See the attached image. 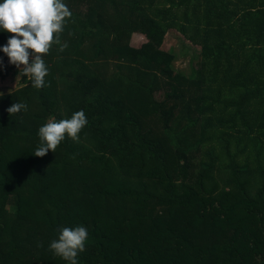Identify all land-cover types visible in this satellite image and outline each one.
<instances>
[{
	"label": "trees",
	"instance_id": "trees-1",
	"mask_svg": "<svg viewBox=\"0 0 264 264\" xmlns=\"http://www.w3.org/2000/svg\"><path fill=\"white\" fill-rule=\"evenodd\" d=\"M64 3L46 86L0 95V264H66L48 244L76 225L78 264H264V0ZM81 109L78 140L32 155L49 116Z\"/></svg>",
	"mask_w": 264,
	"mask_h": 264
},
{
	"label": "clouds",
	"instance_id": "clouds-1",
	"mask_svg": "<svg viewBox=\"0 0 264 264\" xmlns=\"http://www.w3.org/2000/svg\"><path fill=\"white\" fill-rule=\"evenodd\" d=\"M70 16L64 0H0V33L12 34L0 45V53L18 69L16 79L26 77L37 89L46 86L48 67L43 55L52 45H58L60 50L67 47L66 41L61 42L60 34ZM26 110L27 105L22 102L12 103L6 109L8 113ZM86 124L82 109L59 120L49 116L37 130L39 143L32 155L43 157L47 152H53L66 136L78 140ZM87 239L88 229L84 225L65 226L59 228L48 248L66 264H78V253L84 251Z\"/></svg>",
	"mask_w": 264,
	"mask_h": 264
},
{
	"label": "rangeland",
	"instance_id": "rangeland-1",
	"mask_svg": "<svg viewBox=\"0 0 264 264\" xmlns=\"http://www.w3.org/2000/svg\"><path fill=\"white\" fill-rule=\"evenodd\" d=\"M167 37V42L165 43L163 50L166 52H172L176 56V61L173 64L174 70L177 73L186 76L191 75L193 68L190 66V58L192 57V55H190L186 46H184L178 39H176V37L180 39L183 38L175 31L170 32ZM146 43L147 41L145 37L138 34L134 35L131 39V44L135 48H141L142 46L146 45ZM185 44L190 45V43L187 41L185 42ZM194 66L196 67L197 65ZM16 77V74L10 72V75L6 80H0V95L12 92L22 87L21 79H16Z\"/></svg>",
	"mask_w": 264,
	"mask_h": 264
}]
</instances>
